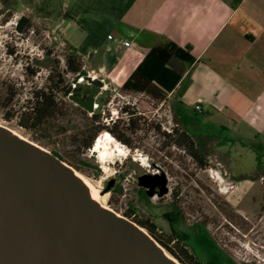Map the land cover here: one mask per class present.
Listing matches in <instances>:
<instances>
[{
    "label": "rangeland",
    "instance_id": "obj_1",
    "mask_svg": "<svg viewBox=\"0 0 264 264\" xmlns=\"http://www.w3.org/2000/svg\"><path fill=\"white\" fill-rule=\"evenodd\" d=\"M69 3L71 0H0V125L52 154L57 152L65 163L92 180L100 190L103 204L117 213L124 215L133 209L136 221H155L159 233L169 234L173 224L179 233L191 237L206 227L224 255L221 264H231L228 260L236 264H264V159H254L255 152L247 147L238 146L230 158L217 152L216 137L231 138L235 133L217 134L218 130L213 128L211 138L200 136L198 129L194 136L207 165L193 159L178 143L181 126L177 125L174 96L161 101L148 93L122 88L123 77L130 74L132 66L126 64L124 71L120 70L119 57L124 54L116 47H123L114 40L129 42L128 55L134 42L121 35L120 27L96 51L79 53L83 69L105 85L87 80L75 83L76 75L66 73L67 57L82 45L87 33L78 21L66 16V11L75 14ZM23 15L31 18V24L19 32L16 25ZM50 73L65 74L66 90L56 95L54 116L34 125L25 113L33 105L34 93L49 85ZM68 90L84 98L103 99L106 105L99 112L100 122L94 123V112L66 95ZM115 119L119 120L115 131L130 145L106 128L97 133L91 148L83 147L84 140L98 125L107 127ZM101 134L114 143H122L127 155L102 162L99 154L94 153ZM262 149L264 143L257 152ZM162 170L169 177L170 192L161 198L149 197L138 178ZM116 175L119 181L110 192L102 194L106 181ZM167 212L173 223L165 218Z\"/></svg>",
    "mask_w": 264,
    "mask_h": 264
},
{
    "label": "crops",
    "instance_id": "obj_2",
    "mask_svg": "<svg viewBox=\"0 0 264 264\" xmlns=\"http://www.w3.org/2000/svg\"><path fill=\"white\" fill-rule=\"evenodd\" d=\"M69 6L76 21L116 23L109 36L120 27L132 39L129 55L130 46L114 40L123 47H116L124 54L120 70L132 66L122 85L153 47L171 41L189 49L193 62L173 61L183 74L168 97L188 108L201 105L197 125L207 138L212 128L235 133L216 137L217 152L230 158L247 147L264 159V149L257 152L264 143V0H134L127 10L124 0H71Z\"/></svg>",
    "mask_w": 264,
    "mask_h": 264
},
{
    "label": "water",
    "instance_id": "obj_3",
    "mask_svg": "<svg viewBox=\"0 0 264 264\" xmlns=\"http://www.w3.org/2000/svg\"><path fill=\"white\" fill-rule=\"evenodd\" d=\"M82 80L105 85L85 69L74 82ZM66 95L89 112L101 111L95 96ZM116 176L102 194L119 181ZM138 181L149 197L170 192L163 170ZM98 195L62 159L0 125V264L180 263L143 226L101 205Z\"/></svg>",
    "mask_w": 264,
    "mask_h": 264
},
{
    "label": "trees",
    "instance_id": "obj_4",
    "mask_svg": "<svg viewBox=\"0 0 264 264\" xmlns=\"http://www.w3.org/2000/svg\"><path fill=\"white\" fill-rule=\"evenodd\" d=\"M134 0H124L125 10H127ZM66 16L74 19L75 16L66 11ZM78 23L86 31L87 36L84 39L80 47H76L75 51L67 57L66 73H72L77 76L83 70V64L79 57V53H87L89 49H97L107 39L111 30L116 23H109L105 20L99 19H87L82 17ZM31 24V18L27 15L21 16L16 25V29L19 32H24ZM177 59L180 61L191 63L194 61L193 55L189 49H184L174 42L168 41L158 46L153 47L140 62L137 68L131 73L129 78L122 85L124 90L136 91L141 93H148L159 100H165L168 95L174 90L175 86L182 78V72L173 64V61ZM54 72V71H53ZM65 74L62 73L48 75L49 85L34 93L33 105L25 113L28 119L32 120L34 125H40L45 119L54 116L57 110L56 95L58 92L66 90L65 86ZM69 88L70 85H69ZM76 90V89H75ZM78 91V90H77ZM1 104V103H0ZM175 116L178 119L177 125L181 126V133L179 134V144L186 148V151L195 159L199 164L206 166L207 161L205 156L199 149V143L194 139L199 127L201 114L198 113L195 108L184 107L182 104L177 103L175 105ZM24 116V114H23ZM99 113L94 112L91 120L95 122L99 121ZM134 125V120L131 122ZM22 126L29 128L30 125L22 123ZM98 125L96 131L89 137L88 140H84L83 147L85 149L91 148L97 133L106 129L105 125ZM119 125H116L117 128ZM114 129H109L120 141L130 145L131 143L125 140ZM178 130V128H176ZM198 129V130H197ZM168 136L170 134L166 133ZM200 136H204L199 134ZM105 138L98 136L96 141ZM95 141V142H96ZM95 144V143H94ZM57 157L63 160V158L57 153L53 152ZM98 171V167H94ZM264 183V180H263ZM148 199L146 193L143 195ZM134 210L129 213H125L127 217L136 221L133 218ZM171 223L173 219L170 218V213L164 214ZM139 225L143 226L161 245H163L171 254H173L183 264H221L223 260V253L217 243L210 237L209 231L206 227L195 233L194 236L187 237L186 234L179 233L178 230L171 225V232L169 234L160 232L158 224L150 220L136 221ZM168 238H167V237ZM174 242V245L171 243ZM205 257H203V255ZM226 257V256H225ZM231 264H236L232 260H228Z\"/></svg>",
    "mask_w": 264,
    "mask_h": 264
},
{
    "label": "bare ground",
    "instance_id": "obj_5",
    "mask_svg": "<svg viewBox=\"0 0 264 264\" xmlns=\"http://www.w3.org/2000/svg\"><path fill=\"white\" fill-rule=\"evenodd\" d=\"M13 132L15 134L19 135L14 130H13ZM94 153H96V154L98 153L100 160L102 162H105V163L109 160V158H111L113 156L127 155L126 151L123 148L122 143H114V142L110 141L108 138H102V140L94 147ZM75 173L78 177H80L84 181V183L87 185L88 189L92 193H94L95 195L99 194L100 190L95 186V184L92 182V180L89 177H87L86 175H84L83 173H81L77 170H75ZM100 197L101 196L98 195V201L100 202L101 205L105 206ZM107 208H109V207H107ZM169 257L176 261V259H174L172 256L169 255ZM178 264H180V263H178Z\"/></svg>",
    "mask_w": 264,
    "mask_h": 264
},
{
    "label": "flooded vegetation",
    "instance_id": "obj_6",
    "mask_svg": "<svg viewBox=\"0 0 264 264\" xmlns=\"http://www.w3.org/2000/svg\"><path fill=\"white\" fill-rule=\"evenodd\" d=\"M95 99L101 102L102 107L106 105L105 101L102 102L103 99L101 100V99H99L97 97H95ZM96 113H99V112H96ZM118 124H119V120L115 119L112 124H110L109 126H107V128L114 129L116 127V125H118ZM154 173H157V172H154ZM107 183H106V185H107Z\"/></svg>",
    "mask_w": 264,
    "mask_h": 264
},
{
    "label": "built area",
    "instance_id": "obj_7",
    "mask_svg": "<svg viewBox=\"0 0 264 264\" xmlns=\"http://www.w3.org/2000/svg\"><path fill=\"white\" fill-rule=\"evenodd\" d=\"M128 43H129V42H127V41H125V42L122 41V44H124L125 46H128ZM97 106H98V105L95 104V108H96ZM195 107H196V110H201V105H200V104L196 105Z\"/></svg>",
    "mask_w": 264,
    "mask_h": 264
}]
</instances>
